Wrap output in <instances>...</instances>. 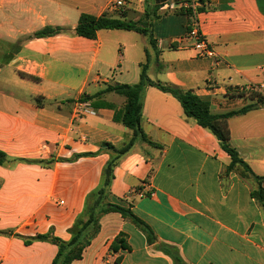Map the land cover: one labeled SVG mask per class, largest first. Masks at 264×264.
<instances>
[{
	"label": "crops",
	"instance_id": "1",
	"mask_svg": "<svg viewBox=\"0 0 264 264\" xmlns=\"http://www.w3.org/2000/svg\"><path fill=\"white\" fill-rule=\"evenodd\" d=\"M129 2L127 20L137 22L147 4ZM203 2L192 23L213 58L197 56L188 16L171 1L150 19L154 47L135 31L103 29L96 39L74 33L81 14L119 18L110 0H0V152L8 158L0 164V264H53L58 246L37 237L71 239L113 159L106 203L130 209L153 240L120 213H103L99 232L71 264H264V203L252 195L259 184L227 170L231 157L186 118L178 99L148 85L141 128L157 146L137 138L119 156L116 149L133 139L119 120L125 98L86 99L109 85L138 84L146 62L151 81L193 91L215 114L251 103L238 88L264 94V0ZM48 26L63 32L34 37ZM11 45L13 52L1 51ZM228 124L232 147L264 177V105ZM119 235L126 248L113 251Z\"/></svg>",
	"mask_w": 264,
	"mask_h": 264
},
{
	"label": "trees",
	"instance_id": "2",
	"mask_svg": "<svg viewBox=\"0 0 264 264\" xmlns=\"http://www.w3.org/2000/svg\"><path fill=\"white\" fill-rule=\"evenodd\" d=\"M147 4L146 11L142 19L136 21L127 20L128 10L121 11L119 18H114L107 13L101 16H94L90 14H81L79 22L74 30V33L78 36L88 39H96L97 33L100 30H126L135 31L145 36H148L150 43L155 47L156 41L153 39L150 33V19L157 20L159 16L157 11L159 5L165 2H173L180 6L176 13L186 14L188 16V31L190 24L196 19L197 14L205 11V4L203 0H199L202 6L193 8V2L191 0H155L157 5L153 6L152 10H149L150 0H144ZM186 5V6H185ZM152 19V21H154ZM63 32L60 27H46L34 34V37H46L56 35ZM149 59V57H148ZM149 61V60H148ZM148 62L142 64V71L140 75V81L136 85L127 84H114L109 85L104 90L94 96H90L86 99H94L100 97L105 92H114L125 98V105L119 114V120L123 125L133 131V139L130 143L122 149H116L117 155L126 153L133 145L134 140L137 138L143 139L150 145L157 146V144L151 142L141 128V122L143 119V92L148 85L155 86L163 92L170 93L181 103L184 110V114L187 119L193 120L199 126L210 131L219 141L222 149L231 157V163L227 167L228 171H237L242 178L253 177L259 184V188L252 192L254 198L264 203V177L255 176L249 167V165L242 159L238 151L230 144L231 133L229 129L228 121L231 117L237 115H243L247 112L257 109L264 105V94L259 89L253 88L252 90H246L245 88H238V96L251 100V103L238 109L229 111L222 114H215L211 110V105L203 101L193 91H183L180 88L161 82H153L147 76ZM34 80L37 78L30 77ZM35 101L38 106H43V98L41 96L36 97ZM114 149V148H113ZM117 156V157H118ZM8 162L7 156L0 152V164ZM116 165V159L109 162L104 172V179L100 188L92 193L88 199V204L84 215L78 218L71 230L72 237L69 241H63L59 238H54L49 235L38 236V239L48 240L51 243L58 246V254L53 261V264H71L74 260H78L82 257L83 250L90 244L91 240L99 232V218L103 213L118 212L124 218L131 219L134 223L142 228L147 233L150 241L152 239L149 228L137 218L130 209L123 208L118 205L106 203V199L109 195V185L111 182L114 166ZM118 248L125 249L126 241L123 235H119L111 245L113 251Z\"/></svg>",
	"mask_w": 264,
	"mask_h": 264
},
{
	"label": "built area",
	"instance_id": "3",
	"mask_svg": "<svg viewBox=\"0 0 264 264\" xmlns=\"http://www.w3.org/2000/svg\"><path fill=\"white\" fill-rule=\"evenodd\" d=\"M131 6L129 0H110V10L112 12L119 10L120 8H128ZM193 8L194 2H193ZM187 37L194 42V49L197 52V56L200 58H213L215 57L214 51L211 49L209 43L204 38L200 31V27L197 22H193L190 25Z\"/></svg>",
	"mask_w": 264,
	"mask_h": 264
},
{
	"label": "rangeland",
	"instance_id": "4",
	"mask_svg": "<svg viewBox=\"0 0 264 264\" xmlns=\"http://www.w3.org/2000/svg\"><path fill=\"white\" fill-rule=\"evenodd\" d=\"M130 1H132V0H130ZM192 2H193V0H191ZM133 3V2H132ZM154 5H152V3H149V10H152V8H155V7H153ZM124 10H126V8L124 7V8H120L119 10H118V12H121V11H124ZM152 19H153V17H152ZM151 19V20H152ZM154 20V19H153ZM14 49H16L15 47H14V45H11L10 46V49L8 50V48H3V49H1V51L2 52H5L6 50L8 51V52H13L14 51ZM7 53V52H6Z\"/></svg>",
	"mask_w": 264,
	"mask_h": 264
}]
</instances>
